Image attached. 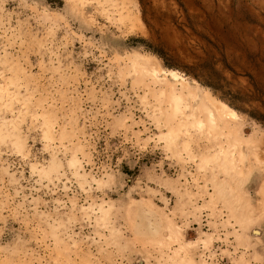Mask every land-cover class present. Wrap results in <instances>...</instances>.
I'll return each instance as SVG.
<instances>
[{
    "label": "rangeland",
    "instance_id": "obj_1",
    "mask_svg": "<svg viewBox=\"0 0 264 264\" xmlns=\"http://www.w3.org/2000/svg\"><path fill=\"white\" fill-rule=\"evenodd\" d=\"M0 264H264V0H0Z\"/></svg>",
    "mask_w": 264,
    "mask_h": 264
}]
</instances>
